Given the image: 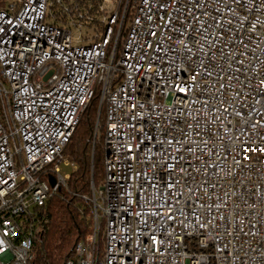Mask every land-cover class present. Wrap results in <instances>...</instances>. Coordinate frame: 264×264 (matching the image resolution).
Listing matches in <instances>:
<instances>
[{
    "label": "built area",
    "instance_id": "built-area-1",
    "mask_svg": "<svg viewBox=\"0 0 264 264\" xmlns=\"http://www.w3.org/2000/svg\"><path fill=\"white\" fill-rule=\"evenodd\" d=\"M97 94L104 175L64 264H264V0H4L0 264H37Z\"/></svg>",
    "mask_w": 264,
    "mask_h": 264
},
{
    "label": "trees",
    "instance_id": "trees-1",
    "mask_svg": "<svg viewBox=\"0 0 264 264\" xmlns=\"http://www.w3.org/2000/svg\"><path fill=\"white\" fill-rule=\"evenodd\" d=\"M3 5L0 0V7ZM99 105L97 94L64 150L75 168L68 189L63 188L47 202V229L36 253L37 264H64L73 257L76 243L91 231V181L99 185L104 175L105 104L101 112Z\"/></svg>",
    "mask_w": 264,
    "mask_h": 264
},
{
    "label": "rangeland",
    "instance_id": "rangeland-1",
    "mask_svg": "<svg viewBox=\"0 0 264 264\" xmlns=\"http://www.w3.org/2000/svg\"><path fill=\"white\" fill-rule=\"evenodd\" d=\"M104 155H105V152H104V154H103V157H104ZM63 168H64V171H65L66 173H71L72 170L75 168V166H74L73 164H71L70 162H68L67 165H64Z\"/></svg>",
    "mask_w": 264,
    "mask_h": 264
},
{
    "label": "water",
    "instance_id": "water-1",
    "mask_svg": "<svg viewBox=\"0 0 264 264\" xmlns=\"http://www.w3.org/2000/svg\"><path fill=\"white\" fill-rule=\"evenodd\" d=\"M101 108V107H100ZM99 118H100V114H99V116H98V120H99ZM52 183H55V181L54 180H52Z\"/></svg>",
    "mask_w": 264,
    "mask_h": 264
}]
</instances>
